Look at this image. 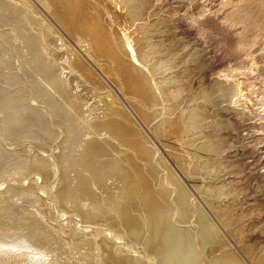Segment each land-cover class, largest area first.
<instances>
[{
	"label": "rangeland",
	"instance_id": "374dc122",
	"mask_svg": "<svg viewBox=\"0 0 264 264\" xmlns=\"http://www.w3.org/2000/svg\"><path fill=\"white\" fill-rule=\"evenodd\" d=\"M0 4L6 8L10 7L6 0H0ZM42 8L46 10L45 7L42 6ZM149 9L151 23L156 21L158 23L162 13L169 14L167 19L171 20L154 27L156 31H151V35L149 34L155 37L152 39L153 42L160 41L159 43L162 42L163 46H167L165 42L169 44L171 40L173 42L170 44L174 45L172 46L174 49L183 48L184 52L198 49L201 52L199 65L193 62L186 64V68L193 66L186 71L187 78L191 79L189 82H192L187 93H184L187 96L184 95L181 99L183 105H190L189 99L193 91L195 93L200 88V84L208 85L219 73L239 86L235 103L242 105L247 114L240 116L235 110L222 112L223 117L230 120L233 126L221 129L217 133L224 143L219 158L226 162L227 167L214 182L225 185L229 195L223 197L221 204L232 207L235 214L243 210L245 212L249 203L257 206V209L251 211L253 213L245 212L243 243L260 250L264 247V0H151ZM0 10V32L6 29L8 31L6 30L5 33L11 32L9 43H3L4 45L0 43V56L3 61L0 64V191L3 192H0V264H102L104 257L100 258L95 244L96 239L100 240L98 239L100 235L105 237L104 241H101L106 245V249L112 248L111 250L115 253L121 250L128 254H135L138 264H157L156 257L139 252L141 247L138 244L124 240V236L123 239H116L113 233L117 231L114 229L111 230L112 233L110 232L112 224L120 223L118 206L122 193L119 190L122 191L121 187L125 181V171L129 168L127 165L129 163L124 157L127 149L123 146L121 136L118 135L120 133L110 132L111 130L104 128L100 122L92 123L102 112L97 110L96 106L94 108L93 101L98 99L96 94L93 96L95 90L84 88L82 93H78L81 89L79 86L82 85L81 79L64 67V64L68 65L66 59H69V54L65 49L62 50L63 46L58 45L54 37H49L45 43H41V45L44 44L43 47L46 48L47 53L38 50L33 57L31 56L32 58L29 55L26 56V38L23 37V41L17 30L23 33L22 29L28 28V18L33 15L29 9L23 7V12L19 9L20 14L17 17L4 9L0 8ZM155 15L159 17H157L158 20L152 17ZM15 23L21 27L15 28ZM161 38L162 41L159 40ZM16 43L20 45L17 48L13 46L14 50L11 46ZM4 46L8 51H4ZM19 52L25 54L27 59L24 60L23 54ZM86 55L88 56L87 53ZM16 57H19L21 62L26 61L21 67L23 69L18 66L19 69H17L14 65ZM46 59L50 67L51 64L56 66L53 70L45 69V66H48L45 65ZM200 65L203 67L200 68ZM30 70L33 71L30 72ZM44 70L46 74L43 73ZM14 73H18V76ZM190 90L191 95H189ZM28 98L32 103L34 101V104ZM36 103L40 111L37 110ZM103 104L105 112L118 116L120 109L115 111L114 108H110L107 101ZM48 109L49 112H47ZM187 120L185 117L184 123H187ZM148 137L157 148L156 156L152 160L155 167H160L158 161L160 157L164 159L169 167L179 174H176L178 178L181 175L179 179L185 186L187 185L192 196H195L193 200L198 199L197 203L202 206V209L205 208L203 211L206 214L208 212L207 215L212 219L214 214L205 201L203 203L204 199L196 191L199 187L197 186L194 190L189 179L175 165L177 156L183 153V147L175 139H171V142L169 139L167 148L162 147L152 135ZM105 141L107 142L104 143ZM57 145H60L58 149ZM53 149L56 151L60 149L57 156L62 157V177L71 189V201L77 206L76 212L68 211L57 200L56 187L61 171L58 174L51 158L52 154L42 157L46 155L44 151L51 152ZM99 156L101 159L98 158ZM55 157L53 156L54 161ZM31 164L35 168L25 174ZM43 171H49L52 174L51 179L42 183L40 173ZM121 171L124 173L122 174ZM33 182L37 183L31 190L29 185ZM6 188L8 190L5 191ZM39 196H44V204L39 202ZM91 212L96 217L102 218V221L93 218L94 216H88L86 224L82 223L80 217ZM212 220L219 226L216 219ZM67 222L70 226L82 223L83 226L89 227V231L70 230V226H65ZM67 234H69L70 242L66 241ZM227 234L223 232L222 235L231 245L230 248L240 252L241 249L238 248L233 237ZM82 240L84 244L89 242L88 245L90 244V247L94 249L92 255H87L88 250L84 247V253L75 251L74 248L78 244L74 242ZM209 241L208 238L207 245ZM120 242L123 243L120 244ZM197 249L198 257L203 262L198 242ZM244 260V264L250 263L247 258Z\"/></svg>",
	"mask_w": 264,
	"mask_h": 264
},
{
	"label": "bare ground",
	"instance_id": "6f19581e",
	"mask_svg": "<svg viewBox=\"0 0 264 264\" xmlns=\"http://www.w3.org/2000/svg\"><path fill=\"white\" fill-rule=\"evenodd\" d=\"M6 1L10 7L6 8L0 4V8L15 17L20 14V11L23 12V7L29 9L34 15L29 16L28 28H23V33L17 30L19 37L26 38V56L33 57L38 50L47 53L46 48L43 47L44 44L41 45V43H45L49 37H54L56 43L63 46L62 50L65 49L69 54V59H66L68 65L64 64V67L81 79L83 86L78 85L81 88L78 93H82L84 88L95 90L93 96L96 94L95 96L98 99L93 98L95 99L93 101L95 103L94 108L96 106L97 110H102V112L92 123L100 122L104 128L110 129V132L120 133L118 135L121 136L123 146H126L127 149L125 151L126 155L123 156L127 159L129 168L126 167L127 172L124 170L126 178L122 183V191L119 190L122 193L118 206L120 223H111L110 226V232L112 229L117 231L113 233L116 239H123L124 236V240L127 239L133 244H138L141 247L139 252L143 255L156 257L157 264H244L245 258L251 264H264V247L256 250L252 246L243 243L245 212H251L257 209V206L249 203L245 212L242 209L241 213L235 214L232 207L221 204L223 197L229 195L225 190V185L215 184L214 182L227 167L226 162L219 158L224 143L217 133L221 129L233 126L230 120L223 117L222 112L235 110L240 116L247 114L242 105L239 106L235 103V97L239 94L238 84L219 73L208 85L202 86L200 84V88L197 87V91L195 93L193 91L192 95L190 90V105H183L181 99L184 98V93H187L186 91L192 82H189L191 79L187 78L186 71L193 66L186 68V64L190 62L198 64L201 52L198 49L188 50V52H184L183 48L174 49L172 48L174 45L170 44L173 41L171 42L170 39L169 44L167 41L165 42L167 46H163L162 42L159 43L162 38L158 40L159 42H153L152 39L155 37H151L150 32L156 31L154 27L160 23L167 22V15L169 14L162 13L158 23H156L157 21L151 23V19L149 20L151 0H37L46 10L36 0ZM11 17L13 16L11 15ZM152 17L154 18L156 15ZM16 23V27H14L18 29L20 25ZM10 26L12 25L10 24ZM5 31L0 32L1 44L9 43V39H11L9 38L11 32L7 34ZM168 31L167 33H169ZM162 35L164 34L162 33ZM13 37L12 34V39ZM19 45L17 43L13 44L11 48L13 46L17 48ZM4 49L5 52L8 51L6 46H4ZM26 56L23 54L24 60L27 59ZM33 60L35 59L33 58ZM47 60L45 65L49 64ZM1 62L3 61L0 56V64ZM13 63L16 67L23 69L21 67L26 61L21 62L19 57H16ZM14 65L13 67H15ZM18 67L17 69H19ZM45 67L47 70H53L56 66L51 64V67L50 65ZM202 67L200 65V68ZM43 73H45V70ZM15 75L18 76V73ZM104 101H107L110 108H114L115 111L120 109L118 116L105 112L103 109ZM32 104H34V101ZM35 105L37 107V103ZM38 107L37 110L40 111ZM40 107L42 108V105ZM30 108L33 109V107ZM47 112H49V109ZM185 117L189 120H187V123H184ZM98 128L101 127L98 126ZM148 135H152L162 147L168 145L169 139L170 142L171 139H175L183 147V153L179 149L181 154L177 158L175 157V165L189 179L194 190L197 186L199 187L196 191L204 199L202 200L203 203L205 201V204L214 214L212 219H216L219 226L215 225L216 222H213L214 220L207 215L208 212L206 214L203 211L205 209L204 205V209H202V206L197 203L198 199L197 201L193 200L195 196H192V193L188 190L189 188L186 187L187 185L185 186L179 179L181 175L178 178L177 175L179 174L174 172L176 170H172L161 157L158 160L160 167H155L152 160L156 156L155 151L157 148H155V144H152L153 142H151ZM99 143L101 144V142ZM56 147L58 149L60 145ZM104 148H106L105 145ZM52 151H44L46 155L42 157L52 154V161L56 165L59 174V171L63 168L61 164L62 157L57 156L58 151L56 149ZM53 156H56L55 161ZM40 164L42 165V163ZM34 168V165L31 164L25 174L30 173L29 171ZM44 171L40 173L42 174L41 178L38 177L42 183L48 181L52 174V172ZM54 174L56 175V172ZM58 177L56 197L59 204L65 206L68 211L75 210L76 212L77 206L71 201V189L67 181L63 179L62 171ZM36 183L33 182L29 185L31 190ZM43 197L39 196L38 198L41 204H44L45 199ZM88 216H94L93 218L102 221V218L96 217L92 212L83 214L80 221L86 224ZM82 223L70 226L67 222L65 226H70L69 229H73L75 232L84 231L85 229L88 232L89 227L83 226ZM223 232L233 237L242 254L235 251V248H230L231 245L223 237ZM208 238L210 239L209 245H207ZM98 239L100 240L96 239L95 244L100 258L104 257L101 261L102 264H138L135 254H128L121 252V250L115 253L111 250L112 248L106 249V245L102 242L105 239L103 235H100ZM66 241L70 242L69 234H67ZM197 242L202 251L203 262L198 257ZM74 243L78 244L74 248L75 251L84 253V247L88 250L87 255L94 253V249L90 247V244L88 245L89 242L84 244L82 240ZM105 243L108 244L106 241Z\"/></svg>",
	"mask_w": 264,
	"mask_h": 264
}]
</instances>
